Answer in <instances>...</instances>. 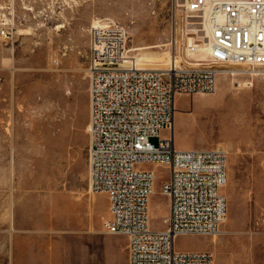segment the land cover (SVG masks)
I'll list each match as a JSON object with an SVG mask.
<instances>
[{
	"label": "rangeland",
	"instance_id": "rangeland-1",
	"mask_svg": "<svg viewBox=\"0 0 264 264\" xmlns=\"http://www.w3.org/2000/svg\"><path fill=\"white\" fill-rule=\"evenodd\" d=\"M186 14L174 0H16L15 37L0 35V264H65L72 240L84 245V264L129 252L126 235L105 230L109 196L89 191L88 31L104 17L120 22L128 54L142 66L165 67L174 57L184 67L209 64L188 50L189 37L203 46L209 35ZM197 94L175 97V146L228 150L221 190L233 212L218 235H180L175 248L209 249L215 264H264L263 79L222 73L214 93ZM151 167L158 176L149 223L160 230L168 171Z\"/></svg>",
	"mask_w": 264,
	"mask_h": 264
},
{
	"label": "built area",
	"instance_id": "built-area-1",
	"mask_svg": "<svg viewBox=\"0 0 264 264\" xmlns=\"http://www.w3.org/2000/svg\"><path fill=\"white\" fill-rule=\"evenodd\" d=\"M174 2L209 23L210 64L182 67L174 61L166 69L143 67L129 57L128 31L120 22L104 17L88 31L90 186L109 196L105 230L127 236L129 264H214L212 251L177 250L175 242L180 235L218 232L228 208L221 190L228 179V151L222 145L176 148L175 97L213 92L218 68L226 65L264 68V0ZM15 21L16 0H0L4 40L15 37ZM152 165L168 171L161 193L169 199V215L160 230L149 223L158 176Z\"/></svg>",
	"mask_w": 264,
	"mask_h": 264
},
{
	"label": "bare ground",
	"instance_id": "bare-ground-1",
	"mask_svg": "<svg viewBox=\"0 0 264 264\" xmlns=\"http://www.w3.org/2000/svg\"><path fill=\"white\" fill-rule=\"evenodd\" d=\"M179 6H180V4H178ZM182 6V5H181ZM187 12V11H186ZM179 18H182V15L181 14H179ZM185 18L187 19V21L189 22V23H191V19L192 18H196V16L195 17H193V16H190L189 14H188V12H187V14L185 15ZM197 18H200L202 21L200 22L201 24H203V26H204V28L203 29H199L197 26L198 25H196V26H194V30L197 32V31H199V30H206V32H207V35H209L208 36V42L207 43H204V45L203 46H201V44H200V42L199 41H193V40H191L192 39V37H189V40H190V43H189V51H191L192 52V55H197V56H199V55H201V54H203V56L204 57H207L208 59H209V57H210V48H211V28H210V25H209V23L207 22V20H206V18L205 17H197ZM181 20V19H180ZM199 23V24H200ZM203 42H204V40L203 39H201ZM195 44H197L198 46H195V49H193L192 48V46L193 45H195ZM188 51V52H189ZM201 52V54L200 53H198L197 54V52ZM129 52V51H128ZM129 57H130V55H129ZM200 57V56H199ZM204 57H200L199 59H202V58H204ZM139 64H140V61H139V59L137 58V59H135ZM174 61H177V64H180L181 66H182V63H181V61H179L176 57H174L171 61H170V64L172 63H174ZM169 64V65H170ZM195 64V66H192V67H199V66H202L203 64L201 63V62H197V63H194ZM209 64H210V62H209ZM168 65V66H169ZM193 65V64H192ZM206 65H208V64H206ZM168 66H165V67H150V66H143V67H147V68H155V69H166ZM189 66H191V65H186V67H189ZM182 67H184V66H182ZM239 68V69H238ZM88 70V69H87ZM238 72H243V73H247V74H249V75H251L252 77H261L262 78V75L264 74V68L262 67V66H256V68L255 69H252L248 64H246V63H242V64H231V65H226L225 66V68L224 67H220V68H218V74H217V77H218V75L219 74H222V73H224V74H235V73H238ZM263 79V78H262ZM216 89H217V79H216V86H215V89H214V91L213 92H211V93H200V94H212V93H214L215 91H216ZM90 129V124H89V122H88V130ZM219 145V144H218ZM228 151V150H227ZM227 166H228V163H227ZM227 184V181H226V183L224 184V186ZM223 186V187H224ZM89 191H91V193H96L95 191H93L92 189H91V186H90V184H89ZM153 193H154V188H153ZM232 205H230L229 203H228V208H227V214H226V218L224 219V221L223 222H225V221H227V217H228V215H230L231 214V212H233L232 211V207H231ZM166 221V220H165ZM220 227H221V225H220ZM219 233H221V230H220V228H219V230H218V232L217 233H215L214 235H212L213 237L214 236H216V235H218ZM214 241H216L215 239H213Z\"/></svg>",
	"mask_w": 264,
	"mask_h": 264
},
{
	"label": "crops",
	"instance_id": "crops-1",
	"mask_svg": "<svg viewBox=\"0 0 264 264\" xmlns=\"http://www.w3.org/2000/svg\"><path fill=\"white\" fill-rule=\"evenodd\" d=\"M194 95H198L193 94ZM205 148V147H201ZM75 236H78L79 234H74ZM189 235H196V234H189ZM83 244L78 243L77 240H72L71 242V250H70V258L66 259L65 264H84V250H83ZM209 250V249H205ZM113 253L115 251L112 249ZM213 253V252H212ZM214 254V253H213ZM114 255V254H113ZM109 264H129V252L126 253V256L122 258L120 261H116L115 255L109 260ZM214 264H215V256H214Z\"/></svg>",
	"mask_w": 264,
	"mask_h": 264
}]
</instances>
